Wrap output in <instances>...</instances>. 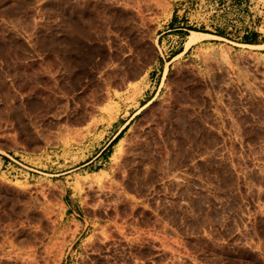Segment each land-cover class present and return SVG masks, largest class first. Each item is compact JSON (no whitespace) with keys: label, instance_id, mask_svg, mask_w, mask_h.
Returning a JSON list of instances; mask_svg holds the SVG:
<instances>
[{"label":"rangeland","instance_id":"obj_1","mask_svg":"<svg viewBox=\"0 0 264 264\" xmlns=\"http://www.w3.org/2000/svg\"><path fill=\"white\" fill-rule=\"evenodd\" d=\"M258 40L264 0H0V264H264Z\"/></svg>","mask_w":264,"mask_h":264},{"label":"bare ground","instance_id":"obj_2","mask_svg":"<svg viewBox=\"0 0 264 264\" xmlns=\"http://www.w3.org/2000/svg\"><path fill=\"white\" fill-rule=\"evenodd\" d=\"M151 102L149 101L148 103H146L144 106H142V108H144V107H146V106H148L149 104H150ZM167 109V108H166ZM161 115V114H160ZM164 115V114H163ZM159 116V115H158ZM162 116V115H161ZM147 117V116H146ZM144 118H145V116H144ZM156 118V117H155ZM143 120V119H142ZM149 120V119H148ZM163 121V120H162ZM162 123H164V122H162ZM170 123V122H169ZM143 124V123H142ZM145 124H146V121H145ZM144 125V124H143ZM167 125V124H166ZM170 125V124H169ZM172 125H174V124H172ZM177 125V124H176ZM175 125V126H176ZM160 126V125H159ZM162 126V125H161ZM160 126V127H161ZM150 128V127H149ZM152 128V127H151ZM157 129V128H156ZM162 129V128H161ZM150 130V129H149ZM152 130V129H151ZM170 130V129H169ZM137 131H139L138 129H137ZM153 131V130H152ZM142 133V132H141ZM155 133V132H154ZM140 135H142V134H140ZM138 136V135H137ZM140 137V136H139ZM154 139V138H153ZM153 141V140H152ZM145 144V143H144ZM149 144V143H148ZM140 146V145H139ZM151 150V147L148 145V147H146L145 145L142 147V152L144 153V154H146V153H148L149 154V151ZM140 152H141V150H140ZM151 152H152V150H151ZM136 155V154H135ZM147 155V154H146ZM145 156V155H144ZM131 158H132V156H131ZM134 158V157H133ZM136 158V157H135ZM140 158V157H139ZM142 158V157H141ZM149 158H150V156H149ZM142 160V159H141ZM149 160V159H148ZM127 161V160H126ZM135 160H133V162H134ZM133 162L132 163H130V171L131 172H136L138 169L139 170H141L142 168H144L143 167V164L142 163H140V161H137V167H135L134 165H133ZM142 162V161H141ZM144 162V161H143ZM145 162H146V160H145ZM149 163V162H148ZM145 164V163H144ZM153 165H155V164H153ZM148 166V165H147ZM146 166V167H147ZM152 166V165H151ZM151 166H150V169H151ZM149 168V167H148ZM144 170H145V168H144ZM148 170V169H147ZM130 172V174L132 175V173ZM128 173V172H127ZM146 173V172H145ZM130 174H129V176H130ZM135 173H133V175H134ZM138 174V173H137ZM125 175V174H124ZM148 175V174H147ZM140 176V175H139ZM145 176H146V174H145ZM139 178V177H138ZM140 178H141V176H140ZM117 181V180H116ZM140 181V180H139ZM135 182V181H134ZM125 184V183H124ZM121 185H122V183H121ZM107 187V186H106ZM105 187V188H106ZM111 187V186H110ZM112 189V188H111ZM117 189V188H116ZM126 191V190H125ZM117 223V222H116ZM64 230V229H63ZM65 231V230H64ZM63 231V232H64ZM65 233V232H64Z\"/></svg>","mask_w":264,"mask_h":264},{"label":"crops","instance_id":"obj_3","mask_svg":"<svg viewBox=\"0 0 264 264\" xmlns=\"http://www.w3.org/2000/svg\"><path fill=\"white\" fill-rule=\"evenodd\" d=\"M260 38H261V36H260ZM256 42H258V43H254V44L259 45V46H264V40H258V41H256ZM115 136H116V135H114L113 138H114ZM111 140H112V139H111ZM103 149H105V147H104Z\"/></svg>","mask_w":264,"mask_h":264}]
</instances>
